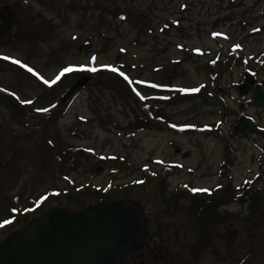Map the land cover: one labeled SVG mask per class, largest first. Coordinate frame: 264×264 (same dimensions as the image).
<instances>
[{
  "label": "rangeland",
  "instance_id": "rangeland-1",
  "mask_svg": "<svg viewBox=\"0 0 264 264\" xmlns=\"http://www.w3.org/2000/svg\"><path fill=\"white\" fill-rule=\"evenodd\" d=\"M93 65L143 80L146 109L88 81L68 102L66 86L50 88ZM248 75L264 86V0H0V87L23 117L0 100V221L71 187L142 203L150 246L125 264H264V213L251 215L248 195L264 209V105L254 84L240 94ZM63 99L51 118L27 110ZM204 212L219 227L199 250ZM7 227L0 241L18 229Z\"/></svg>",
  "mask_w": 264,
  "mask_h": 264
},
{
  "label": "water",
  "instance_id": "water-1",
  "mask_svg": "<svg viewBox=\"0 0 264 264\" xmlns=\"http://www.w3.org/2000/svg\"><path fill=\"white\" fill-rule=\"evenodd\" d=\"M254 82L255 77L248 76L239 85L240 94L249 92L248 84ZM253 94L254 102L264 105L261 83L254 86ZM249 128V120L241 116L233 134H246ZM149 236L150 220L135 199L101 201L73 211L55 207L0 242V264H124Z\"/></svg>",
  "mask_w": 264,
  "mask_h": 264
},
{
  "label": "trees",
  "instance_id": "trees-1",
  "mask_svg": "<svg viewBox=\"0 0 264 264\" xmlns=\"http://www.w3.org/2000/svg\"><path fill=\"white\" fill-rule=\"evenodd\" d=\"M231 54V53H230ZM235 52L234 54L229 55V57L227 58V63L228 65L231 64L230 62L232 61V59L235 57ZM214 65L219 66V62L218 60L214 62ZM95 68L96 71H91V69ZM113 69H116V71H113ZM73 76L72 79H68L71 78ZM75 79L73 82L76 81V83H70V80ZM86 81L89 82V84H93V85H102L105 87L110 88L111 90H113L114 92H116V94L118 96H121L123 98L126 99H132L133 101H135L136 103L139 104V106L141 108L146 109V105L144 103V99L143 98V93L141 91V86L143 84V80H141L140 78H133L131 77L126 71H124L120 66H114V67H110V66H97V65H93L91 67H86L82 70H78L76 68H71V71H63L61 72V74L59 76H57L55 78V80H53L51 82L50 88L55 89L58 84L60 83L63 87L66 86V95H70V97H68V101L72 100L73 97L80 91V89L82 88L81 85H83ZM71 84H75L74 87H71ZM56 86V87H55ZM170 90L176 91L175 88L173 87H167ZM185 96V95H182ZM0 100H2L3 103H5L6 105L10 106V108L13 110V112L20 116L21 118V112L18 111V109L15 107L16 105V100L15 97L13 96L12 92L7 90L6 88H1L0 87ZM63 99L58 100L56 102V104L51 105L50 107L46 108V109H42V110H35V114L33 112V110L28 109L30 115H47V118H51L54 114H56L59 111L60 106L64 103ZM66 103V102H65ZM54 110V111H52ZM146 112V110H145ZM148 114V113H147ZM26 119V118H25ZM28 119V118H27ZM138 118V122H139ZM141 127V126H140ZM83 149L80 148H74L73 151L71 152V155L73 157V159L77 160L78 158H82V156L80 155V151ZM85 159V156L83 157ZM70 184V183H69ZM86 187V186H85ZM226 191V193H224ZM76 194L74 196H72V193ZM81 192V191H80ZM102 192V191H101ZM79 193V191H75L71 189H58V190H51L48 194V196L40 203L28 207V208H23L18 206L19 203H16V206H11L10 208L12 209V213H14V216H12V214L4 220L0 221V227L4 226L7 227L8 229H6L7 231L9 230H14V228H21L23 226H25L31 219H33L34 217H37L45 212H47L48 210L55 208V207H64L67 208L70 211L73 210H78L81 209L85 206L91 205L92 203H96V202H101V201H112V200H117L120 199V197H108L105 198V196H102L100 199L98 196H96L95 201H88L87 199L83 198V199H79L77 198V194ZM97 194V192H95ZM224 193V194H223ZM126 193H124L121 198L123 197H127V195H125ZM98 195V194H97ZM221 195V196H220ZM219 196H213L209 199V196L207 197L205 196H200L198 199H202L203 202H207L210 200V202H215L216 199H219L218 197H221L219 200H224L227 201L229 200L228 197V192L225 189ZM227 195V197H226ZM248 195L250 197L251 200H253V203L251 204L250 210H251V215L253 217H257L258 215H262L264 213V209L260 206L259 203L256 202V193L253 191H248ZM51 197V198H50ZM66 197H68L69 199L71 197H73V199H75L74 201H68L66 199ZM204 197V198H203ZM217 200V201H219ZM226 203V202H225ZM231 202L228 201V204H230ZM205 214H203V218L201 217V219H197L196 222V226H197V230L198 231V249L201 250V247L205 244V243H214L216 242V238L213 237V233L216 231V228H218V224H215V222L211 219V217L209 216L208 213L204 212ZM226 217H231L230 219H228L229 221L232 220L233 218L235 219V216H225ZM19 219L23 220L24 223H22L19 227H13L15 226L16 223H18ZM225 220V221H228ZM13 227V228H12ZM10 228V229H9ZM235 231L237 230L236 228H234ZM11 232V231H10ZM13 232V231H12ZM6 233V231H5ZM1 242V241H0Z\"/></svg>",
  "mask_w": 264,
  "mask_h": 264
},
{
  "label": "snow or ice",
  "instance_id": "snow-or-ice-1",
  "mask_svg": "<svg viewBox=\"0 0 264 264\" xmlns=\"http://www.w3.org/2000/svg\"><path fill=\"white\" fill-rule=\"evenodd\" d=\"M5 59H9L8 57H5ZM15 63L19 64L20 61H14ZM25 67H27V65H25ZM29 71H32L31 69H29ZM65 71H71V69H66ZM91 71H96L95 68L91 69ZM113 71H116V69H113ZM199 89H195L194 91H198ZM25 103H31V101H25ZM39 111V110H38ZM193 191H208L207 189H194Z\"/></svg>",
  "mask_w": 264,
  "mask_h": 264
},
{
  "label": "flooded vegetation",
  "instance_id": "flooded-vegetation-1",
  "mask_svg": "<svg viewBox=\"0 0 264 264\" xmlns=\"http://www.w3.org/2000/svg\"><path fill=\"white\" fill-rule=\"evenodd\" d=\"M151 230V229H150ZM149 239L147 240V244L145 245V247H148L149 248ZM144 248V247H143ZM142 250V249H141ZM135 254V253H134ZM134 254H131L128 258H127V260L132 256V255H134ZM126 260V261H127ZM126 263V262H125Z\"/></svg>",
  "mask_w": 264,
  "mask_h": 264
}]
</instances>
